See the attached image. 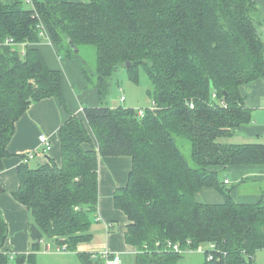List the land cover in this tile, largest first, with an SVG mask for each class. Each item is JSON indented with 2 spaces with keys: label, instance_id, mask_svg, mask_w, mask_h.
Returning <instances> with one entry per match:
<instances>
[{
  "label": "trees",
  "instance_id": "1",
  "mask_svg": "<svg viewBox=\"0 0 264 264\" xmlns=\"http://www.w3.org/2000/svg\"><path fill=\"white\" fill-rule=\"evenodd\" d=\"M24 1L0 0V172L16 122L33 103L55 97L67 106L63 73L48 66L38 47L45 35L78 61L99 101L84 106V119L73 115L62 124L58 159L33 167L28 162L37 153L23 156L13 196L30 212L32 251H1L8 226L0 213V264H37L44 237L71 251L92 242L99 161L106 156L132 159L114 203L130 220L125 236L138 250L136 264H179L183 254L168 241L185 250L213 242L205 264H256L264 248V194L238 202L223 174L231 166H264V142L220 139L253 120L243 87L264 78L257 1ZM86 45L96 48L95 71L81 57ZM120 67L134 81L142 67L151 81L143 116L122 104L124 94L117 105L105 102ZM181 139L191 143V160ZM205 188L223 201H200ZM80 256L84 264H100L101 257Z\"/></svg>",
  "mask_w": 264,
  "mask_h": 264
},
{
  "label": "crops",
  "instance_id": "2",
  "mask_svg": "<svg viewBox=\"0 0 264 264\" xmlns=\"http://www.w3.org/2000/svg\"><path fill=\"white\" fill-rule=\"evenodd\" d=\"M4 1L15 2L24 0ZM42 1L77 2L83 0ZM256 1L259 11L264 16V0ZM38 47L48 66L63 72V92L67 106L64 107L55 97L33 103L16 122L15 133L8 144V150L11 154L4 159V169L0 172V213L8 226V236L2 250L12 251L14 254H28L32 251L29 229L30 212L25 205L13 196V192L19 186L18 166L23 163V156L30 151L37 153L36 157L28 162L29 164L32 161L45 163L48 161V156L58 159L60 156V129L62 124L73 115L84 119V106L96 105L99 101L97 90L88 84L75 58L73 59L66 55V59L62 60L61 55L63 54L60 53L48 36L38 44ZM54 54L58 57L60 65L55 60ZM76 86L80 88V91L77 90ZM243 89L246 105L253 111V120L248 125L231 129L229 135L220 139L222 142H264V78L244 85ZM41 135H46L49 138L53 144V150L43 153V145L39 140ZM95 144L97 145L96 140ZM131 169L132 159L129 156H106L100 158L99 202L94 218L100 226L103 225L104 231L99 230L98 227L92 228L94 235L92 242L80 246V248L90 246L97 250L93 251L94 253H99L109 248L114 254H118L121 257V264H136L138 255L137 248L126 241L125 232L130 220L114 203V193L118 188L127 185ZM223 179L226 185L234 187L232 194L238 202H253L260 195L255 193L252 195L251 201H244L247 200L245 198H248V196L243 186L256 183L258 180H263L264 182V166H231L225 170ZM227 180H229L228 183L226 182ZM199 200L207 203H221L223 197L217 190L205 188L200 193ZM108 224L110 225L109 227ZM205 245L201 244L198 248L206 249ZM44 248L41 251L47 253ZM50 250H52V246H50ZM61 253H70V251ZM103 263L107 264L106 259L100 258V264Z\"/></svg>",
  "mask_w": 264,
  "mask_h": 264
},
{
  "label": "rangeland",
  "instance_id": "3",
  "mask_svg": "<svg viewBox=\"0 0 264 264\" xmlns=\"http://www.w3.org/2000/svg\"><path fill=\"white\" fill-rule=\"evenodd\" d=\"M25 5L31 7L30 5L27 4ZM261 16L264 19L262 13ZM260 33L262 38L264 39V24L263 26L262 25L260 26ZM80 54L81 57L88 63V66L91 69V71H95L97 65V51L95 46L93 45L83 46L80 50ZM54 57L56 61L59 60L55 54ZM65 57L66 54L61 55L62 60H65L66 59ZM58 64L60 65L59 61ZM138 71H139V79L137 81H134L130 79L127 69L125 67H120L113 74V77L110 80V95L105 102L112 106L117 105L119 103L121 94L123 93L126 96V100L123 101L122 103L124 106L136 108L138 112H141L143 107L149 106L151 104V98L147 91L151 86V81L142 67H139ZM76 88L78 91H80V88L78 86H76ZM181 148L184 154L187 156V158L191 160L190 141L186 139H181ZM37 163L38 162L36 161H32L30 162V165L34 167L37 165ZM243 188L247 192V196H248V198H245L247 200L244 201H251L252 200L251 197L255 193H257L260 196L264 194L263 180H258L256 181V183L247 184L243 186ZM92 217H94V214L92 215ZM101 226L99 225L98 221L95 218H93L92 228L98 227L99 230L104 231L103 225ZM42 244L45 247L44 249L46 250H48L47 245L52 246V250L46 251L47 253H43L42 251L36 252L37 264H84L80 256V252H87L92 255L93 251H97L91 248L90 246L88 247L83 246V248H78L77 250L72 251V253L70 249H69L70 253H61L62 251L60 252L56 250L57 243H55L53 240L47 237H44V243ZM205 247L207 248L208 244H206ZM1 251L8 252L6 250L5 251L2 250V248ZM200 252L201 251L198 248V250L191 249L189 250V252L183 253L182 255L183 257L180 259L179 264H205L206 256L205 254ZM95 259L96 258L93 257V260ZM96 261L94 262L96 263ZM99 261L100 260H98V262ZM255 262H257V264H264V248L257 250Z\"/></svg>",
  "mask_w": 264,
  "mask_h": 264
},
{
  "label": "built area",
  "instance_id": "4",
  "mask_svg": "<svg viewBox=\"0 0 264 264\" xmlns=\"http://www.w3.org/2000/svg\"><path fill=\"white\" fill-rule=\"evenodd\" d=\"M28 2H30V3H33V1L32 0H27ZM44 33H46V30H44V28H43V34ZM46 37L48 36V35H45ZM49 37V36H48ZM10 41H12V40H7L6 42H8V43H10ZM122 99H124V97H122ZM152 104H155V102L154 101H152ZM191 106L193 107L194 105L193 104H191ZM139 114L141 115V116H143L144 115V109H142L141 110V112H139ZM40 141H41V143L43 144V145H45V150L47 151V152H49L51 149H52V147H51V144H50V140H49V138L46 136V135H41L40 136ZM44 151V150H43ZM34 157V154L32 153V152H29V153H27V158L28 159H30V158H33ZM227 183L229 182V180H227L226 181ZM43 242H44V239L42 240ZM48 247V250L47 251H49L50 250V246L49 245H47ZM168 246H169V248L170 249H172V250H174V251H176V252H179V253H186V252H189V250H185V249H183L181 246H180V244L179 243H173V242H171V241H168ZM215 248H216V244H214L213 242L212 243H210L209 245H208V247L206 248V249H204V248H202V247H199V250L201 251V252H203V254H205L206 256H207V258L208 259H212L213 258V252H214V250H215ZM57 250L58 251H62V252H69V248H68V246L66 245V244H64V245H57ZM191 250V249H190ZM196 250H198V249H196ZM92 256L94 257V258H96V259H98L99 257H101V258H105L106 259V261H107V264H121V257L118 255V254H114V252L113 251H111V250H108V249H106V250H103V251H101V252H99V253H92Z\"/></svg>",
  "mask_w": 264,
  "mask_h": 264
},
{
  "label": "water",
  "instance_id": "5",
  "mask_svg": "<svg viewBox=\"0 0 264 264\" xmlns=\"http://www.w3.org/2000/svg\"><path fill=\"white\" fill-rule=\"evenodd\" d=\"M73 48L75 49L76 52L79 51V48H77L75 45H73ZM128 65L130 66V63Z\"/></svg>",
  "mask_w": 264,
  "mask_h": 264
},
{
  "label": "clouds",
  "instance_id": "6",
  "mask_svg": "<svg viewBox=\"0 0 264 264\" xmlns=\"http://www.w3.org/2000/svg\"><path fill=\"white\" fill-rule=\"evenodd\" d=\"M206 256V255H205Z\"/></svg>",
  "mask_w": 264,
  "mask_h": 264
}]
</instances>
